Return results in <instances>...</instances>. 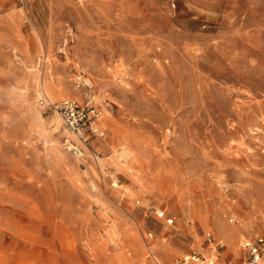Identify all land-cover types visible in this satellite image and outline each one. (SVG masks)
Listing matches in <instances>:
<instances>
[{
	"label": "rangeland",
	"instance_id": "374dc122",
	"mask_svg": "<svg viewBox=\"0 0 264 264\" xmlns=\"http://www.w3.org/2000/svg\"><path fill=\"white\" fill-rule=\"evenodd\" d=\"M80 71L110 103L83 158L38 105L85 103ZM209 235L215 264L264 237V0H0V264H175Z\"/></svg>",
	"mask_w": 264,
	"mask_h": 264
},
{
	"label": "built area",
	"instance_id": "2783aa9c",
	"mask_svg": "<svg viewBox=\"0 0 264 264\" xmlns=\"http://www.w3.org/2000/svg\"><path fill=\"white\" fill-rule=\"evenodd\" d=\"M85 74L80 71L74 81L78 90L87 88L86 102L80 103L76 100L65 99L61 101H51L41 97L38 101L40 109L45 114L58 116L63 127L75 139L70 147V151L77 157H84V151L89 149L91 138L102 139L104 131L101 126L103 109L109 106V100L104 95L103 101L99 102L96 97L89 92L90 87L84 82ZM160 219L165 220L168 226L174 224V219L169 218L164 211L158 213ZM208 248L212 250L214 256L203 247L175 260V264H215V259L219 251L224 247L220 241L209 235L206 239ZM241 249L247 253L246 264H264V237L255 240H246ZM152 264H162L160 259L153 252L150 253Z\"/></svg>",
	"mask_w": 264,
	"mask_h": 264
},
{
	"label": "bare ground",
	"instance_id": "6f19581e",
	"mask_svg": "<svg viewBox=\"0 0 264 264\" xmlns=\"http://www.w3.org/2000/svg\"><path fill=\"white\" fill-rule=\"evenodd\" d=\"M230 229V228H229ZM238 232H237V230L236 229H231L229 232L228 231H226V233H225V237L228 239V240H231V241H233L235 238H236V234H237ZM221 242V241H220ZM222 243V245L224 246V244H223V242H221Z\"/></svg>",
	"mask_w": 264,
	"mask_h": 264
}]
</instances>
